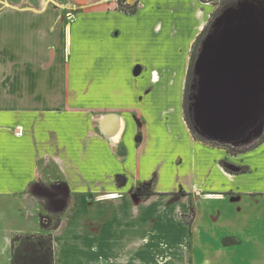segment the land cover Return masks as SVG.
<instances>
[{
    "label": "crops",
    "instance_id": "obj_1",
    "mask_svg": "<svg viewBox=\"0 0 264 264\" xmlns=\"http://www.w3.org/2000/svg\"><path fill=\"white\" fill-rule=\"evenodd\" d=\"M134 1L0 0V264L15 235L41 232L34 190L49 183L68 194L53 264H264V142L231 154L183 116L210 13Z\"/></svg>",
    "mask_w": 264,
    "mask_h": 264
},
{
    "label": "water",
    "instance_id": "obj_2",
    "mask_svg": "<svg viewBox=\"0 0 264 264\" xmlns=\"http://www.w3.org/2000/svg\"><path fill=\"white\" fill-rule=\"evenodd\" d=\"M235 13L228 11L219 20L196 64L189 109L193 130L207 141L239 136L264 111V15L245 7L246 18L239 21Z\"/></svg>",
    "mask_w": 264,
    "mask_h": 264
},
{
    "label": "rangeland",
    "instance_id": "obj_3",
    "mask_svg": "<svg viewBox=\"0 0 264 264\" xmlns=\"http://www.w3.org/2000/svg\"><path fill=\"white\" fill-rule=\"evenodd\" d=\"M199 1L202 3L203 7L209 11L210 14L205 24V26L208 24L206 30L203 32V29H202V31L198 34V37L200 34L201 36L199 40L197 41V45H194L196 40L193 43L194 46L192 45V49L190 51V56H189V64H188V69H189V65L191 61L193 60L192 67H191V77H190V81L187 86L188 89L185 90L186 80H187V74H186L184 87H183L182 97L184 98V92L186 91V100L188 102L187 107H188L190 120H192V118H191L189 107H190L191 98L195 93V88H196L195 82L197 78L195 69H196V64L199 59V55L201 53V50H202V47H203V44L206 38L215 32V29H216V26L219 20L228 11H237L241 8V6L242 7L246 6L247 8H253L255 11L257 10L258 12L264 15V0H199ZM122 3L119 9H122V10L125 9V10L130 11L132 10V8L136 7L137 1L129 3L128 0H124V1L122 0ZM149 14H150L149 6H146L145 9H143L142 11L138 13L137 17H140L141 19H143V17L147 18ZM67 17H69V14L66 15V18ZM181 55L182 54L180 53V59L182 58ZM160 57H161V54L157 59H159L158 62L162 64L164 60L160 59ZM193 57L194 59H192ZM157 59H155V62H157ZM188 69H187V72H188ZM175 80H176V83L172 89L171 94L179 98L181 95L180 94L181 93V87H180L181 73L180 72L178 73V77L175 78ZM263 134H264V111L262 112L260 117L256 121H254L253 124L250 125V127L244 133L240 134L239 137L237 136L231 140L207 141L199 134L198 135L196 134V135L200 139L203 140L202 142H208L216 146H219L221 148H226L228 152L237 154V153H240L256 145L259 142L258 140L262 138ZM222 165L225 169L231 172L239 171L240 169H243V170L247 169L246 167L236 166L235 164H232L229 162L222 163ZM261 170H264V168L258 171H261ZM257 183H258V187L264 186V180L262 179H257ZM60 185L57 186L52 183L45 184V185L39 184V187H36L34 190L35 194H37L36 197L39 200V201L37 200V203H39L40 205V213H41L40 221L42 222L41 232L33 233V234H24V235H33L35 237V238H31V241L33 242H35L38 237H42L44 240H47L48 237L51 236V239H52V232L58 227L60 223L61 214L68 200V194L66 190L62 189L63 184L60 183ZM16 247L19 248L17 264H23L24 261L26 262L27 260L28 261L30 260L32 262L31 264H45L47 260L45 253H40L39 251H32L31 248H29L28 246H22L19 243H16ZM26 255L29 256V259L28 257H26ZM52 258H53V249H52Z\"/></svg>",
    "mask_w": 264,
    "mask_h": 264
},
{
    "label": "trees",
    "instance_id": "obj_4",
    "mask_svg": "<svg viewBox=\"0 0 264 264\" xmlns=\"http://www.w3.org/2000/svg\"><path fill=\"white\" fill-rule=\"evenodd\" d=\"M125 12L129 13V14H132L135 12V8H132V10L128 11V10H125L123 9ZM208 25V24H207ZM207 25L203 28V32L206 30L207 28ZM201 34L199 35V37L196 39L194 45H197V41L199 40ZM193 45V46H194ZM194 50V48H193ZM194 59V57L192 58ZM192 62L193 60L191 61L190 65H189V69H188V72H187V80H186V89L187 90V86H188V83L190 81V77H191V67H192ZM187 100H186V91L184 92V98H183V103H182V108H183V116H184V120L192 134V136L196 139V140H199V141H203L202 139H200L195 131L193 130V127H192V123H191V120L189 118V112H188V107H187ZM259 142L254 145L253 147L249 148V149H252V148H255L257 147L258 145H260L261 143L264 142V134L262 136V138H260L258 140ZM247 149V150H249ZM246 151V150H244ZM242 151V152H244ZM231 153V152H229ZM233 154V153H231ZM226 171L230 172L229 170L225 169ZM247 169L243 170V169H240L239 171H235L236 173L237 172H245ZM233 172V171H232ZM137 194L139 195H144V196H147L149 194H151V192L144 186L140 187L137 191ZM194 215V211L191 209L190 210V216H193ZM31 238H35L33 235H21V234H18V235H15L12 239V244H11V264H17V257H18V254H19V248L16 247V243H19L21 244L22 246H28L29 248H31L32 251H39L40 253H45L46 255V262L45 264H53V258H52V239H51V236L48 237L47 240H44L42 237H38L37 240L35 242L31 241ZM26 257H28L29 259V256L26 255ZM32 262L29 260H27L26 262L24 261L23 264H31Z\"/></svg>",
    "mask_w": 264,
    "mask_h": 264
},
{
    "label": "bare ground",
    "instance_id": "obj_5",
    "mask_svg": "<svg viewBox=\"0 0 264 264\" xmlns=\"http://www.w3.org/2000/svg\"><path fill=\"white\" fill-rule=\"evenodd\" d=\"M245 7H246V6H244V7L241 6V8H240L239 10H237L236 13H235V14L237 15L239 21L244 20V19L246 18ZM249 7H250V6H249ZM210 55H211V54H210ZM204 63H205V62H204ZM204 63L202 64V67H201V68H203V69H202V72H204V71H205V68H206V67L204 66V65H205ZM262 90H263V92H264V86L262 87ZM263 92L261 93L262 95H261L260 98L263 97ZM260 98H259V99H260ZM259 99L257 100V102H256V104H255V107H257V105H258V101H259ZM238 137H239V136H238ZM214 138H215V139H222V138H224V136H221V137H214Z\"/></svg>",
    "mask_w": 264,
    "mask_h": 264
}]
</instances>
